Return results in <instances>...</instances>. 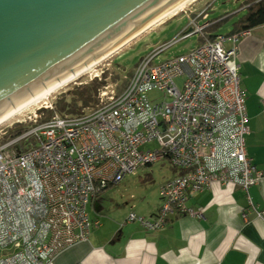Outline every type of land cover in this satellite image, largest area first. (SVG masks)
Instances as JSON below:
<instances>
[{
    "label": "built area",
    "instance_id": "2783aa9c",
    "mask_svg": "<svg viewBox=\"0 0 264 264\" xmlns=\"http://www.w3.org/2000/svg\"><path fill=\"white\" fill-rule=\"evenodd\" d=\"M207 7L193 17L185 13L181 34L141 58L123 76L120 92L104 85L93 104L72 115L61 116L44 103L25 117L23 134L0 144V249L7 251L0 264H48L87 241L99 225L88 216L90 200L162 160L175 175L159 188L160 212L126 217L149 231L171 214L200 219L203 207L194 202L213 184L247 191L260 182L263 174L245 148L249 129L236 63V42L246 31L215 35L153 63L173 45L203 37L206 26L197 20ZM178 76L184 77L181 89L174 83ZM152 91L165 100L153 104L147 98ZM151 143L155 148H145Z\"/></svg>",
    "mask_w": 264,
    "mask_h": 264
},
{
    "label": "crops",
    "instance_id": "0c3cea01",
    "mask_svg": "<svg viewBox=\"0 0 264 264\" xmlns=\"http://www.w3.org/2000/svg\"><path fill=\"white\" fill-rule=\"evenodd\" d=\"M204 2L195 3L190 15L202 11ZM210 10L201 16L206 18L203 26L220 19H210ZM222 46L230 49L232 43L225 41ZM236 53L249 129L245 148L263 174L260 182L247 191L213 184L194 202L203 207L200 219L171 214L155 231L126 222V217L133 212L153 218L162 207L159 196L147 194L137 205L116 213L97 200L98 193L87 213L99 225L87 241L61 251L48 264H264V25L239 36Z\"/></svg>",
    "mask_w": 264,
    "mask_h": 264
},
{
    "label": "water",
    "instance_id": "95a60500",
    "mask_svg": "<svg viewBox=\"0 0 264 264\" xmlns=\"http://www.w3.org/2000/svg\"><path fill=\"white\" fill-rule=\"evenodd\" d=\"M181 0H0V117Z\"/></svg>",
    "mask_w": 264,
    "mask_h": 264
},
{
    "label": "rangeland",
    "instance_id": "374dc122",
    "mask_svg": "<svg viewBox=\"0 0 264 264\" xmlns=\"http://www.w3.org/2000/svg\"><path fill=\"white\" fill-rule=\"evenodd\" d=\"M199 1L201 0H194L183 10V12L164 20L162 23H159L143 35L139 36L129 45L103 61L89 73L59 89L44 103L54 106L59 97L69 96L72 91L81 86H87L94 80L101 84L99 89L104 85H108L117 92L119 86L125 84L123 76H127L141 58L150 54L154 48L165 42H169L181 34L182 30L188 23L185 13H189V9ZM243 1L244 0H205L204 3L209 6L207 7L205 5L207 9L211 7L210 12L207 14L210 16V19H216L219 17L222 19L228 17L225 21L217 25L216 29L219 34L227 35L226 33H229L231 30L232 23L238 20L244 13V10L240 8ZM190 17L193 16L191 15ZM205 19L206 18L203 16L198 20V25L200 27L206 23ZM198 41V36L193 35L190 38L173 45L164 53L160 54L153 63H159L170 57L185 54L194 48L198 44ZM183 80V76L174 78V83L178 89L182 88ZM67 98L69 101V97ZM147 98L153 104L165 100L163 95L158 91L148 93ZM44 103L35 105L24 111L21 115L2 124L0 126V144H2L1 141L5 140L9 131L14 129L15 126L21 125L27 128L29 124L23 122L25 117L38 107L43 106ZM47 111H44L43 114L46 117H49L51 113ZM23 144V142L18 143L17 145L10 147L8 151L21 147ZM145 148H155V144H148ZM172 177L173 170L170 168V163L167 160H162L149 167L138 169L134 176L128 175L120 183L109 185L105 190L98 194L97 200L105 205L107 210H114L116 213H121L127 211V208L131 205H137L141 199H144L147 196V194L155 195L154 197L158 198V189L165 181ZM5 252L7 251L0 249V255Z\"/></svg>",
    "mask_w": 264,
    "mask_h": 264
},
{
    "label": "trees",
    "instance_id": "16d2710c",
    "mask_svg": "<svg viewBox=\"0 0 264 264\" xmlns=\"http://www.w3.org/2000/svg\"><path fill=\"white\" fill-rule=\"evenodd\" d=\"M240 8H243L244 13L238 20L232 23L231 30L227 33V35L238 34L264 25V0H244ZM227 18L228 17L216 19L212 22V24L206 26L203 30V37L199 38L198 43H202L204 39L213 40L215 35H212V32L217 31V25L225 21ZM129 75H131V72L127 76ZM100 85V83L94 80L87 86H81L72 91L69 96L59 97L54 106H52L53 111L61 116L72 115L76 110L81 109L88 104H93L96 100L97 91ZM124 85L125 84H121L117 92H120ZM67 97H69V101ZM27 129L28 127L25 128L21 125L15 126L14 129L9 131L8 136L5 140L1 141V143H6L7 141L20 136Z\"/></svg>",
    "mask_w": 264,
    "mask_h": 264
},
{
    "label": "bare ground",
    "instance_id": "6f19581e",
    "mask_svg": "<svg viewBox=\"0 0 264 264\" xmlns=\"http://www.w3.org/2000/svg\"><path fill=\"white\" fill-rule=\"evenodd\" d=\"M194 0H181L178 3L174 4L164 12H162L158 17H156L153 21L148 23L147 25L140 28L133 36H131L128 40L120 44L118 47H116L111 52L105 54L104 56H99L98 58L93 59L83 67L77 69L76 71L66 75L65 77L61 78L60 80L55 81L45 89L41 90L37 94L33 95L26 101L22 102L18 106L14 107L7 113H5L3 116L0 117V126L9 120L21 115L24 111L28 110L29 108L38 105L40 103H44L48 98L57 92L59 89L63 88L64 86L68 85L69 83L81 78L85 74L92 71L94 68H96L99 64H101L103 61L110 58L112 55L120 51L122 48L129 45L132 41L137 39L139 36L143 35L159 23H162L164 20H167L171 18L172 16L183 12V10L193 2Z\"/></svg>",
    "mask_w": 264,
    "mask_h": 264
}]
</instances>
